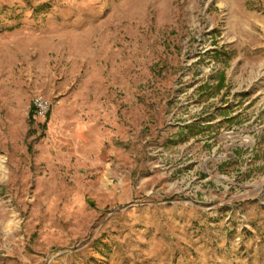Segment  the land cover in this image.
Listing matches in <instances>:
<instances>
[{
	"label": "rangeland",
	"instance_id": "374dc122",
	"mask_svg": "<svg viewBox=\"0 0 264 264\" xmlns=\"http://www.w3.org/2000/svg\"><path fill=\"white\" fill-rule=\"evenodd\" d=\"M7 31L0 264H264V0H0Z\"/></svg>",
	"mask_w": 264,
	"mask_h": 264
},
{
	"label": "crops",
	"instance_id": "0c3cea01",
	"mask_svg": "<svg viewBox=\"0 0 264 264\" xmlns=\"http://www.w3.org/2000/svg\"><path fill=\"white\" fill-rule=\"evenodd\" d=\"M81 26V25H80ZM8 32V31H7ZM5 32V34L3 33V34H0V51L2 50V49H4V46H5V41L6 42H8L7 40H8V37H10V36H12V34H14L15 32H13V33H11L10 35H9V33L10 32ZM75 35V34H74ZM73 35V36H74ZM16 37H12V39L11 40H9V42L10 41H12L13 40V43H14V41L16 40L15 39ZM9 44V43H8ZM82 119V118H81ZM52 121V120H51ZM55 120H53L52 122H54ZM96 127H97V124L95 125V124H93L91 121H87V122H83L80 126H77V128H76V130H74V133L76 134L75 136L77 137V141H76V144H78V143H82V144H84V143H86V144H88V143H92L93 142V140H92V138H91V136L95 133V130H96ZM54 128H56V127H54ZM59 132L60 131H62V125L59 127ZM66 129H64L63 131H65ZM105 130H106V128H105ZM59 132H58V134H59ZM68 136V135H67ZM69 136H71V135H69ZM68 136V137H69ZM50 141L49 142H47V144H45L46 146H48V144H62V143H65V144H74L73 143V137H69V138H65V137H63L62 135H60V136H52V137H49L48 138ZM103 145V144H102ZM45 146V147H46ZM48 148V147H47ZM54 148V147H53ZM57 148V147H56ZM74 148V147H73ZM68 149V148H67ZM66 149V150H67ZM75 149V148H74ZM74 149H72L71 148V153H68V152H63V153H60L59 154V156H60V158H62L63 159V161H68V160H70V162H71V159H74V161H76V160H82V162H83V160H84V158H83V153H79V152H77L76 150H74ZM57 150V149H56ZM59 151H60V149H58ZM51 155L52 156H57V153H54V154H52L51 153ZM67 155H69V156H71L70 158H68V156ZM73 156V157H72ZM92 158V157H91ZM57 159V158H56ZM92 160V159H91ZM39 161V162H38ZM52 161H53V159H51V157H50V155L48 156V157H46V155H37V157H35L34 159H33V163H32V165H29L28 166V168H27V171H26V173H27V175L29 176V175H31V170H33V173L36 175V170L38 169V166L39 165H41V164H46V165H43L44 167H47V168H52V166H54V167H56L55 166V164H51L52 163ZM75 163V162H74ZM92 163V162H91ZM68 164V163H67ZM70 164H72V163H70ZM88 169H89V167H87ZM93 168V163H92V167H90V169H92Z\"/></svg>",
	"mask_w": 264,
	"mask_h": 264
},
{
	"label": "built area",
	"instance_id": "2783aa9c",
	"mask_svg": "<svg viewBox=\"0 0 264 264\" xmlns=\"http://www.w3.org/2000/svg\"><path fill=\"white\" fill-rule=\"evenodd\" d=\"M34 119L39 124H44L50 113L51 105L48 100L44 99L42 96L37 95L32 101Z\"/></svg>",
	"mask_w": 264,
	"mask_h": 264
}]
</instances>
